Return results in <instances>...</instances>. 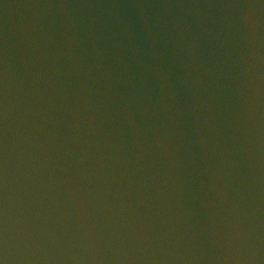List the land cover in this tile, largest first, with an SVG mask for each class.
<instances>
[{"label": "water", "instance_id": "95a60500", "mask_svg": "<svg viewBox=\"0 0 264 264\" xmlns=\"http://www.w3.org/2000/svg\"><path fill=\"white\" fill-rule=\"evenodd\" d=\"M0 264H264V0H0Z\"/></svg>", "mask_w": 264, "mask_h": 264}]
</instances>
